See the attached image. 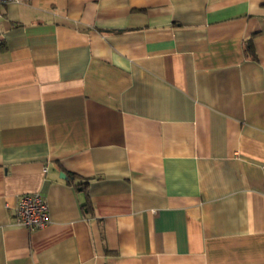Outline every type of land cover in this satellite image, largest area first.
<instances>
[{"label": "crops", "instance_id": "1", "mask_svg": "<svg viewBox=\"0 0 264 264\" xmlns=\"http://www.w3.org/2000/svg\"><path fill=\"white\" fill-rule=\"evenodd\" d=\"M0 264H264V0L3 7Z\"/></svg>", "mask_w": 264, "mask_h": 264}, {"label": "built area", "instance_id": "2", "mask_svg": "<svg viewBox=\"0 0 264 264\" xmlns=\"http://www.w3.org/2000/svg\"><path fill=\"white\" fill-rule=\"evenodd\" d=\"M16 1L0 0V17L3 7ZM14 212L18 224L31 231L41 230L50 223L48 203L39 193L20 196Z\"/></svg>", "mask_w": 264, "mask_h": 264}, {"label": "trees", "instance_id": "3", "mask_svg": "<svg viewBox=\"0 0 264 264\" xmlns=\"http://www.w3.org/2000/svg\"><path fill=\"white\" fill-rule=\"evenodd\" d=\"M250 49V48H249ZM89 203H85L83 206H82V208L84 209V210H87V211H89Z\"/></svg>", "mask_w": 264, "mask_h": 264}, {"label": "water", "instance_id": "4", "mask_svg": "<svg viewBox=\"0 0 264 264\" xmlns=\"http://www.w3.org/2000/svg\"><path fill=\"white\" fill-rule=\"evenodd\" d=\"M62 178H66L65 174H62Z\"/></svg>", "mask_w": 264, "mask_h": 264}]
</instances>
